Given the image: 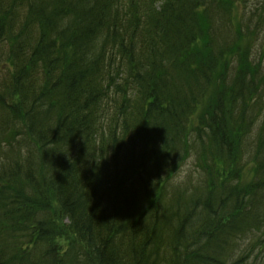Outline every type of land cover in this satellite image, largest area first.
<instances>
[{
  "label": "trees",
  "instance_id": "16d2710c",
  "mask_svg": "<svg viewBox=\"0 0 264 264\" xmlns=\"http://www.w3.org/2000/svg\"><path fill=\"white\" fill-rule=\"evenodd\" d=\"M250 2L0 0V264H264Z\"/></svg>",
  "mask_w": 264,
  "mask_h": 264
},
{
  "label": "rangeland",
  "instance_id": "374dc122",
  "mask_svg": "<svg viewBox=\"0 0 264 264\" xmlns=\"http://www.w3.org/2000/svg\"><path fill=\"white\" fill-rule=\"evenodd\" d=\"M251 4H250V6L251 7H254L255 5H257L258 7H260V8H262L263 7V5H264V0H251V2H250ZM262 37L264 38V32H263V34H262ZM264 40V39H263ZM263 40H260V41H263ZM254 56H255V58H258L259 60H262V61H264V46L263 47H261V48H258V49H255L254 50ZM192 170H195L194 169V165H192V164H188L187 166H186V168H184L183 169V171L181 172V178L182 177H186V176H188V172H190V171H192ZM245 179H249L248 178V176H246V178Z\"/></svg>",
  "mask_w": 264,
  "mask_h": 264
}]
</instances>
